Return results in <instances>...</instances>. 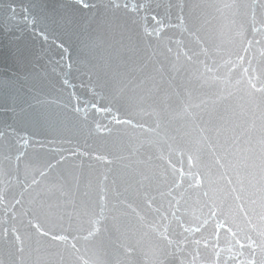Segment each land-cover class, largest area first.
Instances as JSON below:
<instances>
[{
    "label": "water",
    "instance_id": "95a60500",
    "mask_svg": "<svg viewBox=\"0 0 264 264\" xmlns=\"http://www.w3.org/2000/svg\"><path fill=\"white\" fill-rule=\"evenodd\" d=\"M264 0H0V264H264Z\"/></svg>",
    "mask_w": 264,
    "mask_h": 264
},
{
    "label": "clouds",
    "instance_id": "9594fccd",
    "mask_svg": "<svg viewBox=\"0 0 264 264\" xmlns=\"http://www.w3.org/2000/svg\"><path fill=\"white\" fill-rule=\"evenodd\" d=\"M221 160L223 169L232 172L241 181L252 171H255L264 181V152L254 156L251 153H245L237 144L225 141Z\"/></svg>",
    "mask_w": 264,
    "mask_h": 264
}]
</instances>
